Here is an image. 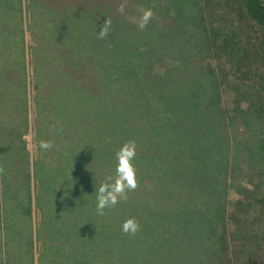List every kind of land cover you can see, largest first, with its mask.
<instances>
[{"label": "trees", "instance_id": "16d2710c", "mask_svg": "<svg viewBox=\"0 0 264 264\" xmlns=\"http://www.w3.org/2000/svg\"><path fill=\"white\" fill-rule=\"evenodd\" d=\"M153 1L148 2L149 6ZM194 7L199 12L195 16ZM194 7L190 17L182 20L185 15L181 12L182 19L175 20L177 32L185 38L184 45L177 50L153 53L149 52L153 48L139 46L135 51L124 52L125 58H129L126 64L136 56L148 62L144 69L124 65L134 77L125 90L119 87L116 77L107 78L103 73L106 62L100 46H92L91 54L85 49L87 57L82 53L63 57L61 67L67 69L58 81H48L34 69L29 82L26 71L23 78L26 87L19 96L23 97L26 108L28 101L32 108L35 107V133L20 136L19 131L12 129L13 145L18 151L12 152L15 155L12 160H20V163H9L12 165L8 169L0 167V191L27 187L28 205L25 220H21L16 234L12 232V240H0V264L34 262L28 257L25 239L22 241L20 237L21 226L22 231L28 228L32 209V186L36 183L33 162L47 164L52 152L60 156V161L66 156L77 155L85 163L84 178L91 181L93 175L88 172V166L93 160L97 158L101 163H108V177L112 176L115 153L129 141L136 144L133 164L137 187L120 203L131 209L136 207L144 219H156L154 227H150L151 232L138 241L132 257L134 263L225 264V260L219 258L222 254L219 247L227 249L220 236L225 209L204 206L211 207L212 198L220 197L226 177L237 173L240 157L248 169L252 163L251 153L252 158L257 154L256 158L264 163V0H194ZM224 7L236 12L240 22L251 21L255 36L253 33L245 39L240 32L242 29L237 27L230 31L215 27L210 30L209 23ZM9 17L15 31L20 32L18 19ZM33 27L30 23L31 31ZM30 49L29 45L32 54ZM207 56L209 64L201 66L207 63ZM212 61L218 63L215 68L219 74L213 70L206 72L213 65ZM59 68L60 65L50 72ZM7 78L10 77L0 71V80ZM62 84L68 88H60ZM224 86L233 96L236 105L233 113L221 108L219 89ZM57 92L77 94L83 108L70 112L67 105H61L55 110ZM28 118L26 115L30 125ZM226 125L233 134V138L229 136L231 148L224 137ZM26 135L35 136L37 151L29 148ZM254 140L257 143L252 150ZM42 141L49 142L51 147L42 149ZM103 144L107 149L100 146ZM91 149L95 154L87 160ZM103 150H107L106 155L99 156ZM34 152L38 160L32 158ZM229 152L234 158L232 161L228 160ZM67 169L71 174V167ZM242 194L245 204L240 207L242 216L252 213V208L258 205L264 210L263 184L257 182L251 191L245 189ZM234 214L237 231L243 229L244 223L237 220L236 212ZM7 244L13 254L3 257ZM253 257L255 260H251V264L260 263L258 254Z\"/></svg>", "mask_w": 264, "mask_h": 264}, {"label": "rangeland", "instance_id": "374dc122", "mask_svg": "<svg viewBox=\"0 0 264 264\" xmlns=\"http://www.w3.org/2000/svg\"><path fill=\"white\" fill-rule=\"evenodd\" d=\"M0 1L2 3L0 4V71L10 77L0 80V93H2L0 94V167L5 169L10 168L14 163L15 165L20 163V160H12L15 158L12 152H18L13 145L14 136L11 134L13 130L19 131L20 136L25 133H35L37 120L35 107L32 108L28 101L26 108L22 101L23 97L19 96L26 87L23 80L26 71L29 82L32 81L34 69L48 81L53 79L58 81L63 75V70L67 69L61 67L63 57L67 58L68 55L73 57L80 53L85 57V49L91 54L92 46L93 48L100 46L103 47L102 58L106 62L103 73L107 78L116 77L119 87L124 89L126 84L134 81L133 75L124 69V65L128 68L137 66L144 69L148 64L144 60H138L137 56L126 64L129 58H125L124 52L135 51L139 46L153 48L149 51L153 53L177 50L184 45L185 38L177 32L178 24L175 20L182 19L181 12L185 15L182 20L190 17L194 7V0H154L150 6L148 2L152 0ZM32 3L35 5L32 6ZM149 9L152 12L151 19L141 28V16ZM193 12L194 16L199 14L197 7L196 9L194 7ZM9 16L18 19L20 32L15 31L14 23ZM106 22L107 35L100 38L97 33ZM30 23L34 25L33 31L29 28ZM253 26L254 24L247 19L240 22L236 12L229 7L219 9L209 23L210 30L213 27L224 31L241 28L240 32L245 39L254 33ZM66 38H72L73 41L70 42ZM250 40H247L248 43L253 45ZM29 45L32 54L29 52ZM129 47L132 48L129 50ZM209 60L207 56V63L203 62L201 66L208 65ZM212 62L213 65L211 64L206 72L213 70L219 74L215 68L216 65L219 66L218 63ZM59 65V70L50 72ZM60 88L68 87L62 84ZM219 93L222 97V110L232 113L236 111L230 90L225 86L220 87ZM33 94L32 92V96ZM55 98L53 104L55 110H59L61 105H67V110L70 112L83 108V102L77 94L57 92ZM68 99H70L69 103ZM26 115L29 116L30 125L27 124ZM12 123L13 127H11ZM230 135L233 138L229 126L226 125L224 137L229 144ZM25 138L29 142V148L37 151L35 136L26 135ZM256 143V140L252 142V150ZM100 146L106 147V144ZM164 146L166 147V144ZM105 151L107 150L101 151L99 156L106 155ZM53 153L47 164H38L37 161L32 164L36 179V183L32 186V209L28 216V228L25 227L24 231L22 226L20 228L21 240L25 239L29 248L28 257L33 259V264H46L50 261L51 264H135L132 257L137 251L138 241L151 232L150 227H154L156 219H144L140 217V211L137 212L136 207L131 209L120 202L112 208L105 209L104 215H98L95 189H98L108 178V163H101L100 159L95 158L88 166V172L93 175L91 181H88L84 178L87 171L83 168L85 163L80 156H66L60 161V156ZM230 153L228 160L232 161L234 158H231ZM92 154H95V151L91 149L87 160ZM31 156L36 160L38 155L34 152ZM256 156L257 154L252 158L251 153L253 164L251 163L249 169L244 167L241 157L239 163L236 160L237 173L226 177L222 194L220 197L212 198L211 207L204 206L206 209H214V206L217 208L222 206L225 209V220L220 228V236L227 249L219 247V252L222 251L219 258L225 260V264H251V260H255L254 254H258L260 262L255 261V264H264L263 207L258 205L252 208V213L246 216L240 213V207L245 206L243 190L251 191L257 182L264 185V163ZM67 166L71 167V174L67 173ZM28 191L27 187L5 188L0 191L1 241L12 240L21 220L24 222ZM249 193L257 194V192ZM234 212L237 213V220H240L241 224L244 223L243 229L238 231ZM128 218H135L140 225L135 235L124 234L121 231L122 223ZM13 231L14 234L11 235ZM9 248L7 244L3 257L13 254Z\"/></svg>", "mask_w": 264, "mask_h": 264}, {"label": "clouds", "instance_id": "9594fccd", "mask_svg": "<svg viewBox=\"0 0 264 264\" xmlns=\"http://www.w3.org/2000/svg\"><path fill=\"white\" fill-rule=\"evenodd\" d=\"M123 11V8H121ZM151 10H146L141 16L140 27L143 28L151 19ZM107 22L97 33L100 38L107 35ZM42 149L51 147L49 142L42 141ZM136 156V144L129 141L123 144L115 153L114 173L103 182L98 189H95L96 211L98 215H104L105 209L116 206L121 200L127 199V193L137 187L136 169L133 161ZM140 229L139 223L135 218L126 219L121 225L124 234L135 235Z\"/></svg>", "mask_w": 264, "mask_h": 264}]
</instances>
